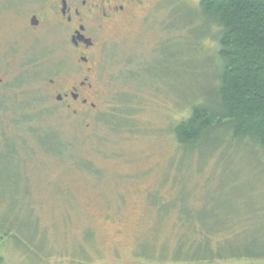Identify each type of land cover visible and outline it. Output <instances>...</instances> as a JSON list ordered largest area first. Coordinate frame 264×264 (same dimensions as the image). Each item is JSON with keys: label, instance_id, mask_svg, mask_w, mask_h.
Segmentation results:
<instances>
[{"label": "rangeland", "instance_id": "374dc122", "mask_svg": "<svg viewBox=\"0 0 264 264\" xmlns=\"http://www.w3.org/2000/svg\"><path fill=\"white\" fill-rule=\"evenodd\" d=\"M7 1L0 264H264V158L218 134L181 149L173 134L216 83L218 31L199 0L151 1L104 35L96 111L76 116L49 84L65 73L61 39L16 32L41 0ZM186 205L211 236L178 220Z\"/></svg>", "mask_w": 264, "mask_h": 264}, {"label": "trees", "instance_id": "16d2710c", "mask_svg": "<svg viewBox=\"0 0 264 264\" xmlns=\"http://www.w3.org/2000/svg\"><path fill=\"white\" fill-rule=\"evenodd\" d=\"M198 6L218 31L216 83L210 100L193 105L189 114L175 124V140L181 149L191 148L218 134V144L230 147L250 143L264 158V0H199ZM0 97L1 106L5 97ZM186 206L189 219H184L187 217L182 211L176 214L178 220L199 234L194 238L211 236V231L194 221L195 207ZM186 235L180 234L179 241Z\"/></svg>", "mask_w": 264, "mask_h": 264}, {"label": "flooded vegetation", "instance_id": "af4514ba", "mask_svg": "<svg viewBox=\"0 0 264 264\" xmlns=\"http://www.w3.org/2000/svg\"><path fill=\"white\" fill-rule=\"evenodd\" d=\"M151 1L156 0H41L27 13L16 28L19 36L48 32L61 39L56 67L65 73L58 82L49 79V84L56 103L65 111L74 116L96 111L98 92L93 74L103 36ZM8 3L12 1L0 0V9ZM6 34L0 27V51L9 50L10 43L3 37ZM17 45L12 43L10 49Z\"/></svg>", "mask_w": 264, "mask_h": 264}]
</instances>
